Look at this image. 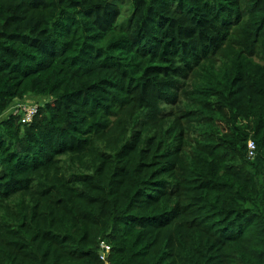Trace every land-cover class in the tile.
I'll use <instances>...</instances> for the list:
<instances>
[{"label": "trees", "instance_id": "obj_1", "mask_svg": "<svg viewBox=\"0 0 264 264\" xmlns=\"http://www.w3.org/2000/svg\"><path fill=\"white\" fill-rule=\"evenodd\" d=\"M0 264H264V0H0Z\"/></svg>", "mask_w": 264, "mask_h": 264}, {"label": "built area", "instance_id": "obj_2", "mask_svg": "<svg viewBox=\"0 0 264 264\" xmlns=\"http://www.w3.org/2000/svg\"><path fill=\"white\" fill-rule=\"evenodd\" d=\"M39 104H32L28 101L16 102V104L11 108V112L14 114H22V122H30L35 114H37ZM255 143L251 140L249 141V156H255ZM104 251L102 252L101 257L105 259L106 253L109 250V246L103 243Z\"/></svg>", "mask_w": 264, "mask_h": 264}, {"label": "rangeland", "instance_id": "obj_3", "mask_svg": "<svg viewBox=\"0 0 264 264\" xmlns=\"http://www.w3.org/2000/svg\"><path fill=\"white\" fill-rule=\"evenodd\" d=\"M47 100V98L44 97H40V98H32L29 102L32 104H40L43 103ZM12 108V107H11ZM11 108L6 112V114H10L11 113Z\"/></svg>", "mask_w": 264, "mask_h": 264}]
</instances>
